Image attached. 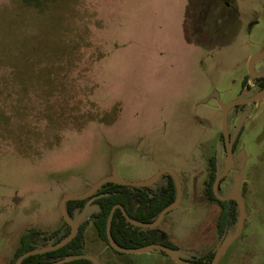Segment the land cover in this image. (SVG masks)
Instances as JSON below:
<instances>
[{
  "label": "rangeland",
  "instance_id": "rangeland-1",
  "mask_svg": "<svg viewBox=\"0 0 264 264\" xmlns=\"http://www.w3.org/2000/svg\"><path fill=\"white\" fill-rule=\"evenodd\" d=\"M24 1L0 0V264L26 230L65 229V194L163 168L181 198L157 226L177 254L207 264L236 228L218 233L204 187L210 159L216 175L226 163L221 106L259 91L247 64L264 46V0ZM227 123L232 164L218 192L237 191L245 219L216 264H264V96L229 108ZM85 247L100 264H177L157 249L116 253L91 222Z\"/></svg>",
  "mask_w": 264,
  "mask_h": 264
},
{
  "label": "trees",
  "instance_id": "trees-1",
  "mask_svg": "<svg viewBox=\"0 0 264 264\" xmlns=\"http://www.w3.org/2000/svg\"><path fill=\"white\" fill-rule=\"evenodd\" d=\"M24 3L29 7L39 5L37 0H25ZM256 80L262 81L260 85H264V78ZM245 82L246 79L243 80V83ZM209 167L210 169L208 177L205 180L204 192L208 199L216 200L219 203L220 208L216 216L215 226L219 234L225 235L229 224L237 218L236 203L234 201H222L214 196L212 191V183L216 177L214 158L210 159ZM162 176H166L167 180L165 184L155 192L150 190V186L129 187L115 183L103 184L94 193V195H98V197L92 202V205L95 206L96 210L89 213L88 216L80 222L78 233L72 240L56 250L27 256L22 260L21 264H50L65 256L86 253L85 231L89 222H91L93 229L96 232V236L101 241H103L112 251L121 253L109 245L106 237V219L110 208L114 204L119 203L124 207L125 211L132 219L143 222L153 221L159 214L160 210L171 203L176 195L175 185L172 178L168 174H163ZM87 200L88 199L67 201L65 207L68 215L71 218H74L86 205ZM62 222L65 229L58 227L47 237L41 236V233L35 228H30L23 232L19 237L10 264H15L16 258L25 251L48 245L46 242L47 239L55 238L53 242L55 243L65 237L70 228L64 220ZM111 234L115 242L123 247H139L149 243H161L171 249H177L168 240L166 233L158 226L153 228L134 227L125 220L120 209L114 211L111 222ZM162 253L165 254L164 252ZM213 255L214 251L205 255L207 258V264L211 261ZM187 261L192 264H202L200 258L196 260L187 259ZM63 264H92V262L86 259H76Z\"/></svg>",
  "mask_w": 264,
  "mask_h": 264
},
{
  "label": "water",
  "instance_id": "water-1",
  "mask_svg": "<svg viewBox=\"0 0 264 264\" xmlns=\"http://www.w3.org/2000/svg\"><path fill=\"white\" fill-rule=\"evenodd\" d=\"M263 57H264V46L258 54L251 57L248 61L247 69H248V73L250 77L258 78V77L264 76V72L256 73L253 69L255 64ZM263 96H264V87L251 97L243 99L242 94H241L236 99L231 100L221 106V133H222L223 144H224L225 153H226V163H225V166L222 172L219 175H216L212 183V191H213L214 196L219 200L234 201L236 205L238 206V210H237L238 215H237V221H236V228L234 232L232 234H228L223 239V241L219 244V246L214 251V255L208 264H216L218 262L220 256L224 253L227 247L239 236L243 228L244 219H245V204H244V200L241 197V195H239L237 191H234L231 195H227V196H222L218 192L219 181L227 173V170L232 164L233 144L235 140V135L230 136L228 133L227 111L229 108L234 107L236 105L250 104L254 101L260 100ZM241 122H242V119L240 117L238 120V124L241 125ZM164 173H167L168 175H170V177L172 178L174 182L175 190H176V195H175L174 200L168 205H166L165 207H163L160 210L157 217L153 221H150V222L136 221L127 214V212L125 211L124 207L121 204L119 203L114 204L110 208L107 219H106V237H107L109 245L113 249L121 253H139V252H144L150 249H157L159 251L164 252L171 260H173L177 264H192L189 261H187V259H185L182 255L177 254L176 252L177 249H171L170 247L163 245L161 243H149V244L142 245L139 247H123L115 242L111 234V222H112L114 211L116 209H120L123 217L130 225L134 227H140V228H153L159 224V222L163 219L167 211H169L170 209L178 205L180 198H181V184H180L179 177L177 176L175 171H173L170 168L160 169L152 177L144 181H128V180L121 179L115 173H112L109 176H105L97 180L84 192L65 194L60 200L59 207H60V212H61L63 220L68 224L70 228L68 234L65 237H63L61 240L53 244L42 246V247H36L34 249L25 251L24 253H22L16 258L15 264H21L22 260L27 256L56 250L64 246L65 244H67L70 240H72L78 233L80 222L86 217L87 214L90 213L88 205L96 197H98V195H94V193L103 184L115 183L118 185L129 186V187H148V186H151L158 179V177ZM86 198H88L86 205L74 218H71L66 211V207H65L66 202L70 200H83ZM76 259H86V260L91 261L92 264H100L99 260L90 253H80V254H73V255L65 256L56 261H53L50 264H63V263L76 260Z\"/></svg>",
  "mask_w": 264,
  "mask_h": 264
},
{
  "label": "flooded vegetation",
  "instance_id": "flooded-vegetation-1",
  "mask_svg": "<svg viewBox=\"0 0 264 264\" xmlns=\"http://www.w3.org/2000/svg\"><path fill=\"white\" fill-rule=\"evenodd\" d=\"M259 78H264V76L263 77H258V78H254V84H255V86L257 87V89H262L263 87H264V85H260L261 84V82L262 81H258V80H256V79H259ZM242 89H247V86H246V84H244L243 83V86H242ZM241 105V104H240ZM164 174H167V173H164ZM161 175H163V174H161ZM160 175V176H161ZM159 176V177H160ZM170 176V175H169ZM161 177H163V176H161ZM221 180V179H220ZM220 182V181H219ZM219 185V184H218ZM86 199H88V198H86ZM222 201H225V200H222ZM226 201H232V200H226ZM93 202V201H92ZM92 202L88 205V207H89V210H90V213L91 212H93L94 210H93V208H95V206L94 205H92ZM90 206L92 207V209H90Z\"/></svg>",
  "mask_w": 264,
  "mask_h": 264
},
{
  "label": "crops",
  "instance_id": "crops-1",
  "mask_svg": "<svg viewBox=\"0 0 264 264\" xmlns=\"http://www.w3.org/2000/svg\"><path fill=\"white\" fill-rule=\"evenodd\" d=\"M87 249V248H86ZM86 253H89L88 251Z\"/></svg>",
  "mask_w": 264,
  "mask_h": 264
}]
</instances>
